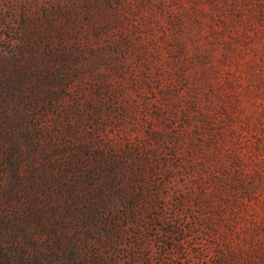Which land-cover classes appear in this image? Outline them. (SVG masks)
Listing matches in <instances>:
<instances>
[{"label":"rangeland","instance_id":"obj_1","mask_svg":"<svg viewBox=\"0 0 264 264\" xmlns=\"http://www.w3.org/2000/svg\"><path fill=\"white\" fill-rule=\"evenodd\" d=\"M259 8L0 0V264H220L187 192L212 167L209 138L197 136L218 106L212 93L228 85L252 116L264 105ZM225 156L218 174L231 173ZM144 177L161 190L137 210L147 239L133 260L124 220Z\"/></svg>","mask_w":264,"mask_h":264},{"label":"trees","instance_id":"obj_2","mask_svg":"<svg viewBox=\"0 0 264 264\" xmlns=\"http://www.w3.org/2000/svg\"><path fill=\"white\" fill-rule=\"evenodd\" d=\"M255 2L260 4L259 11H264V0ZM261 35L263 37V31ZM227 86L212 93L218 103L216 111L202 115V129L197 130V136L206 135L209 138L212 149L209 176L200 179L197 191L187 193L203 210L200 215L204 216L209 229L206 235H211L219 243L217 253L220 264H264V105L254 116L242 113L238 100L235 101L236 91L229 90ZM231 99L233 103L228 109L223 102ZM172 139L181 141L182 136L176 134ZM241 147L247 150L245 160L241 157ZM223 151H226L225 157L232 168L229 174L223 170L222 174L217 172ZM145 180L144 177L140 188L133 191L130 215L124 220L128 226L123 230L130 233L128 242L133 251L130 256L133 260L142 257L147 239V222L137 215V210L157 201L161 190L158 182ZM206 181L211 187L209 213L206 212L203 196ZM225 212L226 216L223 215ZM171 241L173 244L169 243L166 249L178 250L180 241Z\"/></svg>","mask_w":264,"mask_h":264}]
</instances>
